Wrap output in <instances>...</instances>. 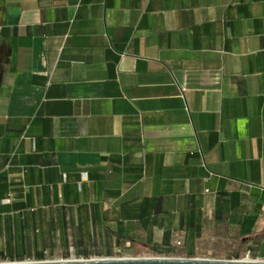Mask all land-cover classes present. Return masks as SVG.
Instances as JSON below:
<instances>
[{
	"label": "crops",
	"instance_id": "1",
	"mask_svg": "<svg viewBox=\"0 0 264 264\" xmlns=\"http://www.w3.org/2000/svg\"><path fill=\"white\" fill-rule=\"evenodd\" d=\"M227 230L264 259V0H0L4 257Z\"/></svg>",
	"mask_w": 264,
	"mask_h": 264
},
{
	"label": "rangeland",
	"instance_id": "2",
	"mask_svg": "<svg viewBox=\"0 0 264 264\" xmlns=\"http://www.w3.org/2000/svg\"><path fill=\"white\" fill-rule=\"evenodd\" d=\"M221 235L231 236L230 240L220 238L219 240H206L204 243L195 245L193 251L188 252L181 248H158L154 246L143 245L139 243H128L118 250L114 251L108 257H155V256H183V257H201L210 259H244L249 249L254 251V246L248 244L242 238H235L236 235L233 231H220ZM3 248V245H0ZM27 250H30L29 248ZM20 252V249L17 250ZM261 253L264 255V244L261 247ZM70 255L60 251L46 252L42 255L32 254L30 251L22 254L10 255L7 253L5 259L9 261H33V260H47V259H60L67 258ZM94 256V255H93ZM107 257V256H101ZM255 258V255L251 254Z\"/></svg>",
	"mask_w": 264,
	"mask_h": 264
},
{
	"label": "water",
	"instance_id": "3",
	"mask_svg": "<svg viewBox=\"0 0 264 264\" xmlns=\"http://www.w3.org/2000/svg\"><path fill=\"white\" fill-rule=\"evenodd\" d=\"M0 264H264V259H210L183 256L155 257H90L77 259H47L14 261Z\"/></svg>",
	"mask_w": 264,
	"mask_h": 264
},
{
	"label": "built area",
	"instance_id": "4",
	"mask_svg": "<svg viewBox=\"0 0 264 264\" xmlns=\"http://www.w3.org/2000/svg\"><path fill=\"white\" fill-rule=\"evenodd\" d=\"M182 90H185V87H183ZM175 245L176 246H181L182 245V240L181 239H176ZM251 254H252L251 250L247 251L246 257L244 259H254L253 257H251ZM77 258L82 259V258H85V257L70 256V257H67V258H60V259H77ZM5 262H12V261L6 260L4 255L1 252V249H0V263H5Z\"/></svg>",
	"mask_w": 264,
	"mask_h": 264
}]
</instances>
